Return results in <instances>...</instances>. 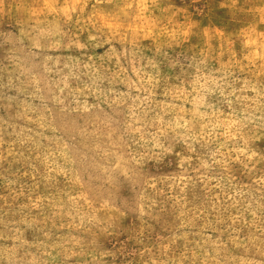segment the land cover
Masks as SVG:
<instances>
[{
  "label": "rangeland",
  "instance_id": "obj_1",
  "mask_svg": "<svg viewBox=\"0 0 264 264\" xmlns=\"http://www.w3.org/2000/svg\"><path fill=\"white\" fill-rule=\"evenodd\" d=\"M0 264H264V0H0Z\"/></svg>",
  "mask_w": 264,
  "mask_h": 264
}]
</instances>
